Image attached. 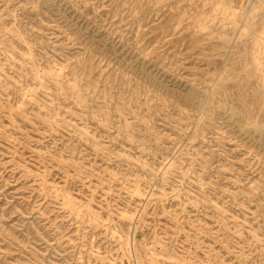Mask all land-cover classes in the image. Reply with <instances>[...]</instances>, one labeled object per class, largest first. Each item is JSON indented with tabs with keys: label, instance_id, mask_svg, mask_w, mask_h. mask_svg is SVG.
I'll return each instance as SVG.
<instances>
[{
	"label": "rangeland",
	"instance_id": "rangeland-1",
	"mask_svg": "<svg viewBox=\"0 0 264 264\" xmlns=\"http://www.w3.org/2000/svg\"><path fill=\"white\" fill-rule=\"evenodd\" d=\"M0 264H264V0H0Z\"/></svg>",
	"mask_w": 264,
	"mask_h": 264
}]
</instances>
